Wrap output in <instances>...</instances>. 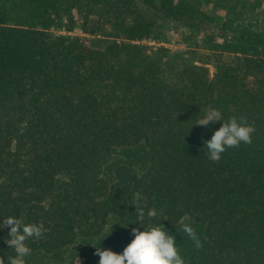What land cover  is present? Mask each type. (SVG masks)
<instances>
[{"label": "trees", "instance_id": "trees-1", "mask_svg": "<svg viewBox=\"0 0 264 264\" xmlns=\"http://www.w3.org/2000/svg\"><path fill=\"white\" fill-rule=\"evenodd\" d=\"M262 2L0 0V224L46 229L27 241L26 264L122 253L144 230L137 192L144 225L163 224L186 264H264V21L247 18ZM92 17L109 31L101 46L86 36L99 30H87ZM167 32L184 48L162 45ZM209 107L246 118L252 143L210 161L222 121L196 125Z\"/></svg>", "mask_w": 264, "mask_h": 264}, {"label": "clouds", "instance_id": "clouds-1", "mask_svg": "<svg viewBox=\"0 0 264 264\" xmlns=\"http://www.w3.org/2000/svg\"><path fill=\"white\" fill-rule=\"evenodd\" d=\"M222 125L214 131L211 139L205 142L208 159L212 162H219L222 154L229 148H238L241 143L251 144L256 129L249 124L244 117L231 116L225 119L220 110L209 107L197 120L196 125L207 127L210 123L221 122ZM144 197L137 192L133 196L132 205H135L139 223L143 231L132 228L131 233L134 239L123 249L122 253H116L110 249L95 247V255L99 256V264H186L180 253L174 235L170 234L163 224L145 226V210L142 206ZM149 219L157 217V211H147ZM10 228L8 239L5 241L15 255L7 258V264H26V257L31 255L32 249L27 241L40 239L46 229L41 224L25 223L23 219L9 216L3 219L0 228ZM181 230L193 241L195 247H203L197 232L189 223L181 222ZM0 264L5 261L0 257Z\"/></svg>", "mask_w": 264, "mask_h": 264}, {"label": "rangeland", "instance_id": "rangeland-1", "mask_svg": "<svg viewBox=\"0 0 264 264\" xmlns=\"http://www.w3.org/2000/svg\"><path fill=\"white\" fill-rule=\"evenodd\" d=\"M245 1L250 3V2H254L256 0H245ZM263 8H264V3H263V6H260V7L258 6V7H256V9L253 12H250L247 15L248 21H259V22L264 21V15L262 13ZM97 27H99V30L98 29L96 30L97 35L82 34L79 27H76L73 30V32L69 33V34H71V35H86L92 40L93 45H95V46L100 45L101 46V43H99L97 41L98 39H101V38L103 39V37L100 34L104 33L107 35L109 33V31L107 30L106 27L100 26L96 22V19L94 17H92L86 28H87V30H93ZM210 30H211V28L208 27V28L203 29L202 32L208 33V32H210ZM146 43L154 44L153 42H146ZM161 44L166 46V47L173 48V49L184 48V46L181 43L180 37L176 33H173V32H167L166 33V41H164ZM220 59L222 62H225V63H234V62L239 61L238 57H236L233 54H228V53H224L223 55H221ZM206 67L208 68L209 77H212L213 72H214L212 66L207 65Z\"/></svg>", "mask_w": 264, "mask_h": 264}]
</instances>
